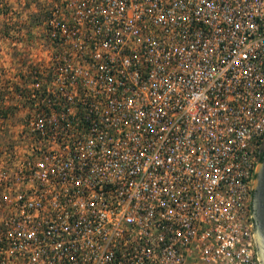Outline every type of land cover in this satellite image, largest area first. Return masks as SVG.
<instances>
[{
  "label": "built area",
  "instance_id": "2783aa9c",
  "mask_svg": "<svg viewBox=\"0 0 264 264\" xmlns=\"http://www.w3.org/2000/svg\"><path fill=\"white\" fill-rule=\"evenodd\" d=\"M42 13L0 85V264H260L264 0Z\"/></svg>",
  "mask_w": 264,
  "mask_h": 264
},
{
  "label": "rangeland",
  "instance_id": "374dc122",
  "mask_svg": "<svg viewBox=\"0 0 264 264\" xmlns=\"http://www.w3.org/2000/svg\"><path fill=\"white\" fill-rule=\"evenodd\" d=\"M45 3L46 0H0V85L2 81L12 80L20 65L31 59L36 36L32 33L30 17L38 16L39 20Z\"/></svg>",
  "mask_w": 264,
  "mask_h": 264
},
{
  "label": "water",
  "instance_id": "95a60500",
  "mask_svg": "<svg viewBox=\"0 0 264 264\" xmlns=\"http://www.w3.org/2000/svg\"><path fill=\"white\" fill-rule=\"evenodd\" d=\"M252 186L251 212L254 225V242L260 264H264V157L255 169Z\"/></svg>",
  "mask_w": 264,
  "mask_h": 264
},
{
  "label": "trees",
  "instance_id": "16d2710c",
  "mask_svg": "<svg viewBox=\"0 0 264 264\" xmlns=\"http://www.w3.org/2000/svg\"><path fill=\"white\" fill-rule=\"evenodd\" d=\"M33 17V18H32ZM38 17V16H37ZM37 17L36 16H31L30 18V23H31V26L33 25H36V23L38 22V21H40V19H41V16L38 18L39 20H37ZM263 156H264V152H263V154L261 155V158H260V162L262 161V159H263Z\"/></svg>",
  "mask_w": 264,
  "mask_h": 264
},
{
  "label": "flooded vegetation",
  "instance_id": "af4514ba",
  "mask_svg": "<svg viewBox=\"0 0 264 264\" xmlns=\"http://www.w3.org/2000/svg\"><path fill=\"white\" fill-rule=\"evenodd\" d=\"M264 157V156H263Z\"/></svg>",
  "mask_w": 264,
  "mask_h": 264
}]
</instances>
